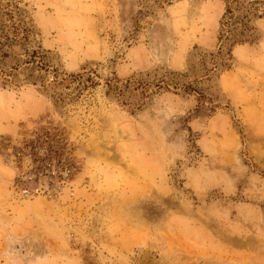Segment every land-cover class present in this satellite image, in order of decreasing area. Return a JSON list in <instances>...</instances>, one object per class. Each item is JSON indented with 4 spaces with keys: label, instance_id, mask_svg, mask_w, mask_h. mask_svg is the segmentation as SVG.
<instances>
[{
    "label": "rangeland",
    "instance_id": "1",
    "mask_svg": "<svg viewBox=\"0 0 264 264\" xmlns=\"http://www.w3.org/2000/svg\"><path fill=\"white\" fill-rule=\"evenodd\" d=\"M11 26L0 264H264V0H0ZM44 130L43 172L1 149Z\"/></svg>",
    "mask_w": 264,
    "mask_h": 264
},
{
    "label": "trees",
    "instance_id": "2",
    "mask_svg": "<svg viewBox=\"0 0 264 264\" xmlns=\"http://www.w3.org/2000/svg\"><path fill=\"white\" fill-rule=\"evenodd\" d=\"M225 15L230 16L228 18L230 22L235 20L234 14L230 7V3H227ZM226 23L227 22H225V24ZM11 28L13 29L15 35H13V37L10 38L9 33H4L2 35L4 42H1L0 40V52L2 56H6V54L2 52V47L7 45L11 47L20 46L23 45V42L26 41V38H24L23 40L17 38L18 37L16 34L17 27L11 26ZM33 52L35 53V51ZM62 141H63L62 135L60 134V132H58V130H56V132H54L53 134H51L48 130H44L41 131L40 134H36L35 138L31 141L23 140L21 142H17L16 143L17 145L15 146H12L10 143H7L4 146H2L1 149H3V151H6L10 148L12 153L8 154L7 156L13 157L18 163H20L26 157V152H30L33 157L32 158L33 162L37 163V166L34 167V171L43 172L44 170H46L47 167L45 166V164L49 163L53 156L58 155L56 151L50 150V147L48 146L49 143L55 142L56 144H60L62 143ZM44 145L45 146L47 145L48 148H46L43 157L40 158L39 155L37 154V151L42 149ZM56 165L64 166L62 160L60 159L56 161Z\"/></svg>",
    "mask_w": 264,
    "mask_h": 264
}]
</instances>
